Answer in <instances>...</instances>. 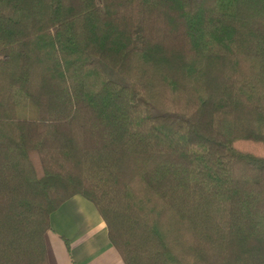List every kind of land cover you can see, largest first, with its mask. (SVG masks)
<instances>
[{"label":"trees","instance_id":"1","mask_svg":"<svg viewBox=\"0 0 264 264\" xmlns=\"http://www.w3.org/2000/svg\"><path fill=\"white\" fill-rule=\"evenodd\" d=\"M76 194L125 264H264V0H0V264Z\"/></svg>","mask_w":264,"mask_h":264},{"label":"crops","instance_id":"2","mask_svg":"<svg viewBox=\"0 0 264 264\" xmlns=\"http://www.w3.org/2000/svg\"><path fill=\"white\" fill-rule=\"evenodd\" d=\"M45 244L50 264H125L98 209L80 194L51 213Z\"/></svg>","mask_w":264,"mask_h":264},{"label":"rangeland","instance_id":"3","mask_svg":"<svg viewBox=\"0 0 264 264\" xmlns=\"http://www.w3.org/2000/svg\"><path fill=\"white\" fill-rule=\"evenodd\" d=\"M17 115L21 118H36L38 116L35 107L30 105L19 106L17 109Z\"/></svg>","mask_w":264,"mask_h":264}]
</instances>
